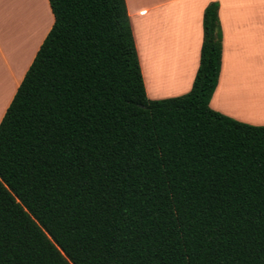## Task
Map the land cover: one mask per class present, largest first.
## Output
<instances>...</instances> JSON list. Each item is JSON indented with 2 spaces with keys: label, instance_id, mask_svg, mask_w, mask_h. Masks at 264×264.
I'll list each match as a JSON object with an SVG mask.
<instances>
[{
  "label": "trees",
  "instance_id": "16d2710c",
  "mask_svg": "<svg viewBox=\"0 0 264 264\" xmlns=\"http://www.w3.org/2000/svg\"><path fill=\"white\" fill-rule=\"evenodd\" d=\"M0 121V264H264V125L209 106L218 3L188 92L150 99L125 0H48Z\"/></svg>",
  "mask_w": 264,
  "mask_h": 264
},
{
  "label": "crops",
  "instance_id": "0c3cea01",
  "mask_svg": "<svg viewBox=\"0 0 264 264\" xmlns=\"http://www.w3.org/2000/svg\"><path fill=\"white\" fill-rule=\"evenodd\" d=\"M39 1L49 13L41 34L26 28L32 17L27 0H0V121L53 24L48 0ZM214 1L222 52L209 106L235 120L264 125V0H125L146 95L161 99L190 90L199 65L203 11Z\"/></svg>",
  "mask_w": 264,
  "mask_h": 264
},
{
  "label": "rangeland",
  "instance_id": "374dc122",
  "mask_svg": "<svg viewBox=\"0 0 264 264\" xmlns=\"http://www.w3.org/2000/svg\"><path fill=\"white\" fill-rule=\"evenodd\" d=\"M43 4L44 3L42 1L35 0L34 4L32 5V9L34 10L33 11L34 13H33L32 17H31V20L30 21H25L26 22V28L28 27V29L35 30V32H40V34L45 29V26L47 27V25L49 24V22H48L49 13H48L47 9L43 6ZM11 9L15 11L14 13H16V5L15 4L12 5ZM28 9L27 8L24 9L25 17H27ZM42 12H44L45 14L44 13L42 14ZM21 14H23L22 10H21ZM42 17H43V19H42ZM41 19L43 21H41ZM41 22H44V24L42 25ZM39 24H41L42 26L39 25Z\"/></svg>",
  "mask_w": 264,
  "mask_h": 264
},
{
  "label": "bare ground",
  "instance_id": "6f19581e",
  "mask_svg": "<svg viewBox=\"0 0 264 264\" xmlns=\"http://www.w3.org/2000/svg\"><path fill=\"white\" fill-rule=\"evenodd\" d=\"M27 1H28V3H30L29 0H27ZM32 2H33V1H32ZM30 4H31V8H30V9H31V11H32V15H33V13H34L33 11H34V10L32 9V3H30ZM28 7H29V6H28ZM32 15H31V16H32Z\"/></svg>",
  "mask_w": 264,
  "mask_h": 264
}]
</instances>
